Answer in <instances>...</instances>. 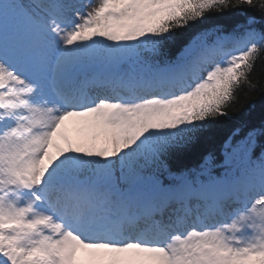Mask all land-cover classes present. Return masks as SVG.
<instances>
[{
  "label": "snow or ice",
  "instance_id": "snow-or-ice-1",
  "mask_svg": "<svg viewBox=\"0 0 264 264\" xmlns=\"http://www.w3.org/2000/svg\"><path fill=\"white\" fill-rule=\"evenodd\" d=\"M258 61L264 0H0V264H264Z\"/></svg>",
  "mask_w": 264,
  "mask_h": 264
},
{
  "label": "trees",
  "instance_id": "trees-1",
  "mask_svg": "<svg viewBox=\"0 0 264 264\" xmlns=\"http://www.w3.org/2000/svg\"><path fill=\"white\" fill-rule=\"evenodd\" d=\"M249 15H256L255 12L249 10ZM224 19L232 20V21H243L245 19L244 16L239 15L238 13L231 15L230 17H215L208 18L203 23L205 25L211 24L213 22L222 21ZM197 25H201V22H196V25L190 26L188 29H184L182 31H193ZM250 79L256 84L255 90L249 91L247 86H243L237 93L238 100L232 105V109L234 111L246 110L249 102H254L257 110L260 105L264 103V63L258 61L256 69Z\"/></svg>",
  "mask_w": 264,
  "mask_h": 264
}]
</instances>
